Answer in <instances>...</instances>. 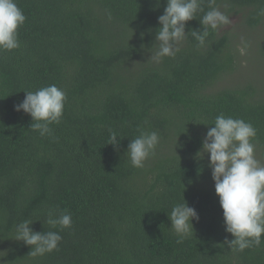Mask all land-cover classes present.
<instances>
[{"label":"trees","instance_id":"16d2710c","mask_svg":"<svg viewBox=\"0 0 264 264\" xmlns=\"http://www.w3.org/2000/svg\"><path fill=\"white\" fill-rule=\"evenodd\" d=\"M16 3L26 17L21 47L0 51L3 264H264V234L259 246L242 252L224 244L233 237L225 231L209 154L196 158L221 113L251 123L255 151L264 155V94L228 79L245 58L235 35L209 29L204 47L189 35L175 57L157 63L149 57L166 0ZM210 6L249 30L264 29V0H202L204 12ZM203 14L187 22L186 33L202 29ZM259 52L264 58V37ZM52 84L67 99L61 122L41 137L31 116L13 106L24 91ZM110 130L118 148L109 144ZM141 131H156L159 143L135 168L124 154ZM183 198L199 221L178 244L168 214ZM49 210L69 213L71 227L48 225ZM25 219L37 232H59L57 249L29 256L28 246L11 239Z\"/></svg>","mask_w":264,"mask_h":264},{"label":"clouds","instance_id":"9594fccd","mask_svg":"<svg viewBox=\"0 0 264 264\" xmlns=\"http://www.w3.org/2000/svg\"><path fill=\"white\" fill-rule=\"evenodd\" d=\"M214 3V0H212ZM159 3V0H157ZM202 0H166L167 6L158 17L159 27L156 29L154 53L150 59L159 63L164 57H175L180 51L178 45L190 35L197 42V47H204L209 36V29L217 30L230 23V18L219 10L211 7L204 12ZM203 12L199 19L202 29L185 31L187 22L196 19L197 13ZM264 16V8L259 10ZM26 21L16 0H0V51H12L21 47L18 29ZM151 31V29H149ZM25 98L15 104L14 110L23 111L32 118L31 128L38 131L41 137L51 136L50 125L59 124L63 117L66 93L55 84L41 87L36 91H24ZM256 137L254 126L243 119L216 116L213 126L208 128L202 141V149L196 153L197 159L209 154V168L214 181L215 193L223 211L225 231L233 237L224 240L233 251H244L261 244L264 234V164L255 156ZM109 144L119 147L120 139L111 132ZM159 143L156 131H141L130 140L124 155L131 165L143 168L145 161L155 155ZM183 203L175 204L168 218L171 229L177 236V243L194 232L193 221H199L197 211ZM46 223L52 228H70L72 218L69 213L57 214L54 210L47 212ZM34 220L25 219L15 225V241H22L30 248L31 257L42 256L57 249L62 236L57 231L37 232L31 225ZM6 251H0V264Z\"/></svg>","mask_w":264,"mask_h":264},{"label":"rangeland","instance_id":"374dc122","mask_svg":"<svg viewBox=\"0 0 264 264\" xmlns=\"http://www.w3.org/2000/svg\"><path fill=\"white\" fill-rule=\"evenodd\" d=\"M220 31L235 35L236 48L241 52V57L245 56V58L240 59L242 66L228 79H234L237 82L244 80L252 83L264 94V58L259 52L264 37V29L249 30L240 25V19L232 18L229 24L220 26ZM230 84L231 82L224 83L227 86H230ZM233 85L235 84L233 83ZM255 156L261 164H264V155L261 152L255 151Z\"/></svg>","mask_w":264,"mask_h":264}]
</instances>
